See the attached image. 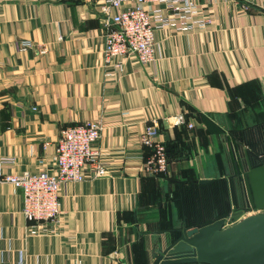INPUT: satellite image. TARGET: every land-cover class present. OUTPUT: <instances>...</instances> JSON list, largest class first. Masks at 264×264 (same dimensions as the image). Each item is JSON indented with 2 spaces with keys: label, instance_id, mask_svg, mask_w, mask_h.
Returning a JSON list of instances; mask_svg holds the SVG:
<instances>
[{
  "label": "crops",
  "instance_id": "obj_1",
  "mask_svg": "<svg viewBox=\"0 0 264 264\" xmlns=\"http://www.w3.org/2000/svg\"><path fill=\"white\" fill-rule=\"evenodd\" d=\"M98 1L0 2V175L50 169L63 129L88 122L107 170L61 187L57 224L27 220L22 192L0 185V264H144L182 172L227 181L230 144L264 136V0H199L206 28L156 31L155 61L122 72L104 66ZM152 123L175 155L166 176H137Z\"/></svg>",
  "mask_w": 264,
  "mask_h": 264
},
{
  "label": "built area",
  "instance_id": "obj_2",
  "mask_svg": "<svg viewBox=\"0 0 264 264\" xmlns=\"http://www.w3.org/2000/svg\"><path fill=\"white\" fill-rule=\"evenodd\" d=\"M9 0H0V2ZM101 35L103 38V63L105 67L122 72L126 61L147 66L156 59V31L186 33L206 28L211 23L210 13L199 0H99ZM58 37L57 41H61ZM19 51L33 47L30 41L16 44ZM38 54H45L44 45L37 47ZM111 76V73H107ZM36 111V108H32ZM176 125L184 124V117L177 115ZM188 127L192 125L189 123ZM102 125L88 122L63 129L56 142L53 164L36 174L0 175V185L8 184L22 192V215L29 221L57 224L59 217V191L68 183H81L105 177L107 170L100 161L96 142L103 132ZM141 149L149 155L140 158L137 176L166 175L168 158L166 143L156 124L147 126L139 135ZM13 159L1 164L14 165ZM246 215V214H244Z\"/></svg>",
  "mask_w": 264,
  "mask_h": 264
},
{
  "label": "water",
  "instance_id": "obj_3",
  "mask_svg": "<svg viewBox=\"0 0 264 264\" xmlns=\"http://www.w3.org/2000/svg\"><path fill=\"white\" fill-rule=\"evenodd\" d=\"M230 161L229 192L261 212L244 217V210H235L195 225L183 216L150 234L144 264H264V136L230 144Z\"/></svg>",
  "mask_w": 264,
  "mask_h": 264
},
{
  "label": "trees",
  "instance_id": "obj_4",
  "mask_svg": "<svg viewBox=\"0 0 264 264\" xmlns=\"http://www.w3.org/2000/svg\"><path fill=\"white\" fill-rule=\"evenodd\" d=\"M262 137L247 138V136L240 135L235 141L236 143L243 141L249 143ZM174 150V145L166 144L168 162L175 155ZM195 176L192 170H184L181 180L174 182L165 200L168 205L161 218L163 229L171 228L174 223L180 222L183 216L191 225L207 221V211H212L217 203L230 193L226 180L213 179L209 183L199 184ZM173 208L176 213H173Z\"/></svg>",
  "mask_w": 264,
  "mask_h": 264
},
{
  "label": "flooded vegetation",
  "instance_id": "obj_5",
  "mask_svg": "<svg viewBox=\"0 0 264 264\" xmlns=\"http://www.w3.org/2000/svg\"><path fill=\"white\" fill-rule=\"evenodd\" d=\"M235 210H244L245 211L244 214L261 212L252 208H248L246 198L244 197V195L236 196L229 193L227 194L226 197L223 198V200L221 199L219 203H217V205L214 207L212 211L209 210L207 211L206 220L209 221L214 219L215 217H221L225 214H231Z\"/></svg>",
  "mask_w": 264,
  "mask_h": 264
},
{
  "label": "rangeland",
  "instance_id": "obj_6",
  "mask_svg": "<svg viewBox=\"0 0 264 264\" xmlns=\"http://www.w3.org/2000/svg\"><path fill=\"white\" fill-rule=\"evenodd\" d=\"M257 213H258V212H257ZM257 213L246 214V215H244V217H245V216H248V215H254V214H257Z\"/></svg>",
  "mask_w": 264,
  "mask_h": 264
}]
</instances>
